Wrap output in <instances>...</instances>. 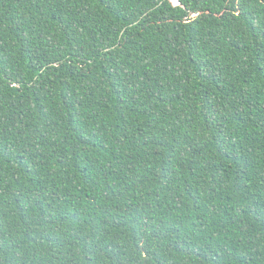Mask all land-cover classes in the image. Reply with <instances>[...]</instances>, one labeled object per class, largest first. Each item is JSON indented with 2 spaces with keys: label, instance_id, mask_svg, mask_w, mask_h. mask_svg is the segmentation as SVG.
Listing matches in <instances>:
<instances>
[{
  "label": "trees",
  "instance_id": "obj_1",
  "mask_svg": "<svg viewBox=\"0 0 264 264\" xmlns=\"http://www.w3.org/2000/svg\"><path fill=\"white\" fill-rule=\"evenodd\" d=\"M0 264H264V0H0Z\"/></svg>",
  "mask_w": 264,
  "mask_h": 264
}]
</instances>
